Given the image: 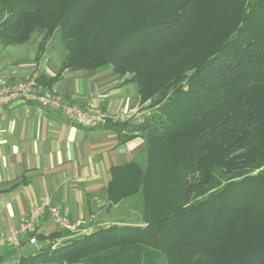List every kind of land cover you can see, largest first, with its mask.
Segmentation results:
<instances>
[{
  "label": "trees",
  "instance_id": "16d2710c",
  "mask_svg": "<svg viewBox=\"0 0 264 264\" xmlns=\"http://www.w3.org/2000/svg\"><path fill=\"white\" fill-rule=\"evenodd\" d=\"M54 2L0 0V45L39 30L43 47L57 29L67 53L49 84L65 68L131 73L152 112L104 125L141 135L148 163L112 168L106 193L141 196L143 223L16 264H264V0H66L46 22Z\"/></svg>",
  "mask_w": 264,
  "mask_h": 264
},
{
  "label": "crops",
  "instance_id": "0c3cea01",
  "mask_svg": "<svg viewBox=\"0 0 264 264\" xmlns=\"http://www.w3.org/2000/svg\"><path fill=\"white\" fill-rule=\"evenodd\" d=\"M48 40L43 47L39 43L34 49L24 46L28 40L0 45V87L41 76L40 82L36 81L39 89L59 94L79 106L95 105L115 116L110 120L140 121L146 114L139 107L133 82H124L129 77H119L110 64L96 69L65 68L49 84L65 54L54 60ZM104 124L105 121L96 126L79 124L60 111L19 99L0 105L1 238L18 229L31 207L44 199L78 221L77 232L86 234L117 224H107L105 218V213L122 202L110 206L107 198L112 168L140 162L145 141L138 134L123 140L121 136L126 132L118 133ZM124 222L118 225L129 224ZM36 227L42 236L39 244L26 243L25 236L20 245L3 243L0 264H16L21 259L27 263L29 254L34 255L46 245L53 243L55 247L54 242L83 235L60 230L47 211L39 217Z\"/></svg>",
  "mask_w": 264,
  "mask_h": 264
},
{
  "label": "built area",
  "instance_id": "2783aa9c",
  "mask_svg": "<svg viewBox=\"0 0 264 264\" xmlns=\"http://www.w3.org/2000/svg\"><path fill=\"white\" fill-rule=\"evenodd\" d=\"M15 99L36 103L39 106L60 111L69 120L88 126H96L99 123H103L107 118L115 117L110 116L107 111L101 110L95 105L87 104L79 106L68 102L59 94L48 90H41L34 77L0 87V105ZM45 211L48 212L50 219L60 230L69 232L77 230L79 226L78 221H74L62 213L49 199H44L31 207L27 219L18 229L11 231L6 237H0V246L3 243L15 246L20 245L23 241V236H25L24 241L26 243L30 245L38 244L37 235L40 232L36 224L39 217Z\"/></svg>",
  "mask_w": 264,
  "mask_h": 264
},
{
  "label": "rangeland",
  "instance_id": "374dc122",
  "mask_svg": "<svg viewBox=\"0 0 264 264\" xmlns=\"http://www.w3.org/2000/svg\"><path fill=\"white\" fill-rule=\"evenodd\" d=\"M65 1L66 0H55L53 5L51 6V8L47 11V13H46L47 16L45 15L46 22H50L48 19V16H50V18L52 19L51 22L55 19L54 16H56L58 14V11H60V9L63 6V4L65 3ZM52 13H53V15H51ZM96 23H97V17H94L93 19H91L88 22L87 28H91ZM41 39H43V32L36 30L30 35L29 40L25 43L24 46H26V48H28V49H34L41 42ZM48 41H49V46L51 47V49L53 48V53L55 55L54 60L58 59L59 55L61 53H64V54L67 53L66 48L63 47V45L61 44L59 31L57 29L52 34V36L49 38ZM125 75L130 77L131 73H126V74L124 73L123 76H125ZM132 86L134 88V94L137 96V86L134 83L132 84ZM145 104H147V103H145ZM150 112H152V109H146V114H148ZM140 119H141V117H140ZM139 161L140 162H138V163L141 167H144L148 163L146 148L144 149V152H143ZM216 177L218 180L222 179V176L219 175L218 173H216ZM142 211H143V208L141 205V196H139V195L138 196L137 195L136 196H129V197L122 199V202L119 203V205L116 208H114V210L112 212L105 213L106 223L110 224L112 222H117V224H119L118 223L119 221L120 222L125 221L124 223H129V224H142L143 223V220L141 218L142 217ZM120 225H121V223H120ZM78 233L80 235L83 234V233H81L80 230L78 232L77 231L75 232V234H78ZM76 237H80V236H76ZM38 242H39V239H38ZM54 244H55V246H58L61 244V242L58 241L57 244H56V242H54ZM36 246H37V244H36ZM16 250H18V248Z\"/></svg>",
  "mask_w": 264,
  "mask_h": 264
}]
</instances>
